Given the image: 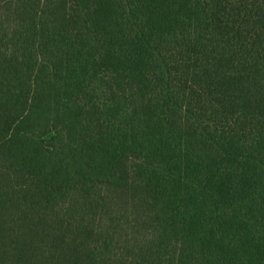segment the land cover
I'll return each mask as SVG.
<instances>
[{"label":"trees","instance_id":"16d2710c","mask_svg":"<svg viewBox=\"0 0 264 264\" xmlns=\"http://www.w3.org/2000/svg\"><path fill=\"white\" fill-rule=\"evenodd\" d=\"M0 264H264V0H0Z\"/></svg>","mask_w":264,"mask_h":264}]
</instances>
